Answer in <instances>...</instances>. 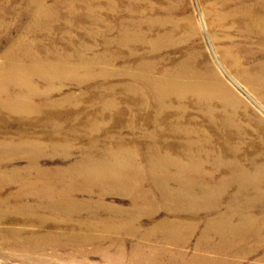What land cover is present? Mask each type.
Returning <instances> with one entry per match:
<instances>
[{
  "label": "bare ground",
  "instance_id": "obj_1",
  "mask_svg": "<svg viewBox=\"0 0 264 264\" xmlns=\"http://www.w3.org/2000/svg\"><path fill=\"white\" fill-rule=\"evenodd\" d=\"M146 1L147 0H0V7L9 10L7 12L5 11L4 14L2 12L0 13V28L8 27L6 26L9 24L6 19L7 17H12L13 19V14H17L18 16L19 12H17L16 9L21 8V14H25L26 11L27 13L31 12L24 32L21 29L22 26L19 24V29L16 30L17 34L14 38L9 39L7 49L1 54L0 93H3L6 97L0 100V119L4 120L5 117L2 111H8L20 116L18 122H38L39 118L44 114V111H49L50 114H52V111L56 109L58 105L72 104L70 94L57 99L52 98L56 90V88L53 89V84L56 81H59L60 85L64 80L69 81V79L83 84L85 79L95 71L93 68L94 64L92 63L95 59H98V56L93 51L92 45L89 46L85 44L80 46L81 50L73 52V56H71L73 58L68 57L69 54L66 57L58 46L56 51L50 52L51 55L49 58L48 55L42 53L43 49L41 51L38 46L35 48V44L37 43L34 40H28L30 33L37 32L39 24L45 27L51 26V24L58 21L57 16H60L62 12H65V14L68 12L66 16L68 19L65 20L66 24L70 21L69 18L72 16L70 13L72 9L82 7L85 11L90 12L88 17L91 18V22L86 23L81 31L82 38L86 41V39L100 36V33L97 31L95 35L92 34V25L99 21L97 15H95V13L92 14V10L107 7L110 9L112 8L114 13V8L123 5L124 10L121 11L120 15L116 13L117 18L115 21H108L109 24L117 27L115 33H113V27L107 26V23L104 28H100L104 30L105 40L101 41L104 43L105 47L110 48L111 45H114V47L115 45L124 47V50L130 57L137 59L138 57H136V55H140L141 57L144 53H146L147 56L155 55L157 54V50L160 51L167 47L166 50H170L173 45L172 36L166 38V36H163L162 31L157 29L155 31L152 19L144 16V11L142 9L134 8L135 6L129 7V4H127L129 2L133 4L136 2L145 7ZM230 2L231 0H221L215 1V3H208L209 10H207L204 5V9L211 24L216 25L222 23L225 19H231L232 25L238 28L237 31H239L240 35L264 38V0H233V6L227 8L226 6ZM52 6H55V8H52ZM57 8L60 11H56ZM222 8H226V10L222 11ZM123 13L127 17L122 16ZM19 18L20 17H18V19ZM55 19L56 22L53 21ZM100 23H102V21H100ZM172 26L169 25L172 30H175L177 27V25L175 26L174 24H172ZM161 27L164 28L165 24L161 23ZM166 28L167 27H165V29ZM1 35L3 36V34ZM48 35L49 34H46V36ZM44 40L47 41L49 39L43 37L41 41ZM87 53L90 54L88 58L85 56ZM74 57H76L75 60L77 59L78 64H72L71 61L74 60ZM23 58H27L26 60L29 62L24 61ZM161 58L166 59V56ZM178 66L180 68V64H178ZM136 68L133 77L138 79L139 82L147 84L148 89L151 90L150 97H152V101L155 105V111L151 112L153 113L152 120L154 123L165 121L167 124V130H159L158 127L155 126L156 124H152L154 128L148 133H151V137L157 136L156 134H158V136L162 134L166 137H172L181 145L180 146L176 141L169 144L166 140L160 141L158 138L155 144L154 141L156 137H154L151 139L150 143L146 144L147 148L150 150L149 152L152 153L162 149H179L190 154L192 157L188 159L193 161L194 164H197L198 168H202L206 164H212L219 170L224 168L229 172H227L223 178L214 182L199 179L187 185L184 181L181 182V180L177 178H171L174 177L173 174L170 175L158 170H149L145 176H143V172L140 170H133L132 168H125L124 174L120 173L117 168L106 167L103 163L108 160L102 155H98L96 159L97 162H93L95 156L91 153V149H89V152H83L80 160L70 163L65 167L54 168L52 169L53 171L50 172L39 166L40 156H38V153L40 151H60L62 155L66 156L69 155L70 151L73 149L72 145L74 142L82 141L84 144H87L84 147L85 151L86 149L88 150L92 142H87L82 138L81 140L78 137H73L71 141H68L69 138L66 137L67 139L65 140L63 139L65 136L62 135L63 132H61L62 134L60 133L62 127L51 126L52 123L50 122L49 132L51 136L48 135V137L50 136L51 138L48 140H46V138H32V140H30L29 136H26L28 135L27 132L24 133L22 131L21 134L24 135V138L18 143L10 140L9 142L0 141V153L9 152L11 154L0 156V189L9 184L14 185L16 188L5 197L0 198V232L6 235L9 234V239L13 242L10 244L20 247L21 250H42L44 248L42 246L43 243L44 246L47 244L52 247L66 244L75 247L74 250L77 254L83 257L89 253L85 250V245H91V252L98 254L102 263L103 261H108L111 264H264V161H256V165L248 166L249 169L244 171L235 165L236 163L232 158L225 159L226 157H223L224 161L216 158L209 161L207 155L201 158L202 156H199L200 153H207L208 151L211 153L216 151L223 152L218 151V149L222 147L216 148L211 141L204 137L202 138L201 136L203 134L200 135L199 132L201 131H199V128H195L197 130L190 129V123L188 124L190 127L182 126L178 124L180 123L178 120L182 119L187 123L192 121V117L186 113V110H183L184 107H187L184 98L186 93L190 92L195 98L200 100L204 94H211L212 89L208 86H192L185 81L186 79L184 80L183 77L180 76L175 68L171 69L166 67L158 77H154L150 72V61L139 60L138 63H136ZM77 70H80L82 74L80 77L76 76L75 72ZM256 71L257 74L254 73L249 75V80L252 85L255 87L259 86L264 90V67ZM11 72H15V74ZM100 72L104 71L101 70ZM32 78H36L46 85L38 89L39 87L29 83L32 82ZM197 78H199V76ZM18 86H20L21 89L19 88L16 90ZM253 90L255 91L254 88ZM36 94L40 99L45 101L43 103V108L35 106L31 102V95ZM136 94L134 98L138 99V101L140 100L141 104H144L143 102H146L145 100L147 99L146 96L140 95L137 92ZM140 108L143 109V105H141ZM140 108H138V110H140ZM204 116L205 118H210V113L206 112ZM47 121H49V119ZM76 121L78 122V120ZM71 122L75 123V119H71ZM75 124L73 126H75ZM33 125L35 126V124ZM33 125H31L33 130L38 129V127L33 128ZM28 127L25 126L24 130L29 129ZM70 129L72 130V128ZM94 129L95 128L89 125L84 127L86 133L90 134H94ZM53 136L54 138H52ZM90 139L92 140L91 137ZM118 142L119 145L122 146L120 141ZM136 146L138 147V145ZM116 147L117 146H115V148ZM237 147L236 145V147L230 148L231 150L229 151L227 150L229 147L226 146V150L229 154H236ZM22 157L27 160V165L21 168V170H17L14 167L9 169L4 168L7 165H11L14 160ZM119 161L124 162L121 158ZM125 161H127V159H125ZM132 162H134V160ZM146 162H150L149 164L151 167L155 165L159 166L160 163L169 165L170 167H179V164L176 165L178 163L177 161L167 158L160 162L150 158L146 159ZM33 172L36 174L34 177H31V173ZM63 175H65V177ZM151 176L152 179L150 178L149 181L153 180V184L157 186L158 195L161 197L160 200L162 201V206L158 204L156 208H153L159 211L160 208L163 209L164 215L162 217L158 218V213L152 208L142 209L143 207L137 205L135 208L125 210L122 207L103 203L105 199L104 193L95 194V196L101 200L102 204L90 203L86 199L94 194L90 187L95 185L101 189H107L110 194L128 196L132 204L136 201L150 203L154 201V199L152 200L153 196H151L150 191L145 188H139V185L143 182L142 179ZM170 182L182 185L181 188L179 187L181 192H172L168 184ZM232 184H236V192L232 195H227V189H229ZM187 188L191 190V192H194V196H197L199 201H197L196 197L189 196V194L188 198H183L182 190ZM83 195L84 197L81 198ZM195 201L200 202L202 207L207 206L208 208L193 210L191 204L187 203H193ZM174 205L178 208L172 209L171 207ZM221 205L224 207L222 210L220 209ZM202 212L216 214L214 216L205 217L200 216ZM135 213H143L142 216H153L152 218H154L153 220H155V222L145 230L141 229L138 224L126 225L125 223H123L124 225L121 229H118L119 224L113 223L106 225L103 223L104 220L102 221L101 219V217L108 214L122 217H128L126 214H129L130 217L133 218ZM222 217L227 219L224 220V222H226L224 225L223 220H221ZM12 218H19L17 222H20V220L31 221L35 219V223L40 227V231H45V233L41 234V232L35 233L36 235H27V233L23 232V234L27 235L26 238H23L19 236L22 235L21 231L3 227V223ZM111 229L117 233L137 230L141 235L139 237L140 240L136 242L134 247H131L130 250L127 248L126 250L125 247H119L123 242L121 240V235L120 239H118L106 236L104 235L105 233L103 234V231L111 232ZM48 230H52L53 233H47ZM221 230L223 231L221 232ZM155 233L156 245L153 246L151 236ZM111 245L117 247H111ZM190 245L192 247H188ZM110 255L113 256V260L109 259Z\"/></svg>",
  "mask_w": 264,
  "mask_h": 264
},
{
  "label": "rangeland",
  "instance_id": "obj_2",
  "mask_svg": "<svg viewBox=\"0 0 264 264\" xmlns=\"http://www.w3.org/2000/svg\"><path fill=\"white\" fill-rule=\"evenodd\" d=\"M215 1L221 0H147L145 7L136 2H134L135 5L132 2L127 3L129 4V7L135 6L134 8L142 9L144 11V16L152 19L153 24L155 25H153L155 31L156 29L160 30L163 32L162 34L163 36H166V38L168 36H172L173 38V45L170 50H166L168 48L167 47L164 48L165 50H157V54L155 55L148 56L146 55V53H144L142 56L143 58L140 55H136L138 59L130 57L124 50V47H120L117 45H115L114 47V45H111L110 48H107L101 41L105 40V36L104 30L100 28H104L106 23L107 26L113 27V33H115V29H117V27L115 25L109 24L108 21H115V19L117 18V14L120 15L121 11L124 10L123 5H119L117 8H114V13L112 11V8L110 9L107 7H102V9L100 8L98 10H92V14L95 13L99 20L92 25V34L95 35V32L97 31L100 33V36L86 39V41L82 38L81 31L83 30L86 23L91 22V18L88 17L90 12L85 11V9H82V7L72 9V11L70 12L72 16L71 18H69L70 21H68L67 24L65 23V20L68 19V17H66L68 12L67 14H65V12H62L60 16H57L58 21L56 22V19L53 20L56 23L51 24V26L49 25L45 27L39 24L37 32L30 33V37H28V40H34L37 43L35 44V48L36 46H38L41 51L43 49L42 53L48 55V57L50 58L51 53L53 51H56L57 47L59 46L58 48L64 52L66 57L68 54V57H71L73 56V52L81 50L80 46H83L85 44H88L89 46L92 45L93 51L98 56V59H95L92 63L94 64L93 68L95 69V71L85 79V84H80L69 79V81L64 80L60 85V82L56 81L53 84V89L56 88V90L54 91L52 98L57 99L70 94L72 98V104L58 105L56 108L57 110L54 109L52 111V114H50L49 111H44V114L36 123H28L27 121L18 122L20 118L19 115L8 111H2V114L5 117L4 120L0 119V141L9 142L10 140L12 142L14 141L15 143H18L22 140V138H24V135L21 134L22 131L24 133L27 132L28 135L26 136H29L30 140H32V138H46V140H48L51 138L49 125H51L52 123L51 126L62 127L60 133L63 132V134L61 133L63 136H65L63 139L66 140L67 138H69L68 141H71L73 137H78L87 142L92 141V146L90 144L89 148L86 147L88 148V150L86 149L85 151L84 147L87 144H84V142L82 141L74 142L72 145L73 149L70 151L69 155L66 156L62 155L60 151H40L38 153V156H40L39 166L45 168L46 170H49L50 172L53 171L52 169L54 168L65 167L70 163L80 160L83 152H89V149H91V153L95 156L93 162H97L96 159L98 155H102L108 160L107 162L103 163L106 167L117 168L118 171L123 174L125 168L140 170L141 172H143V176L147 175L149 170H158L166 172L170 175L173 174L174 177L171 178H177L178 180H181V182L184 181L187 185L189 183L196 182L199 179H202L203 181L214 182L223 178L229 171H226V169L224 168H222V170H219L215 165L212 164H206L204 167L198 168L197 164H194L193 161L189 160L192 156L182 150L162 149L152 153L149 152L150 150L149 148H147L146 144L150 143L151 139H153L154 137H156V140L154 141L155 144L157 138L160 141L166 140L169 144L176 140L172 137H166L162 134H160L159 136L158 134H156L157 136L151 137V133H148L150 130H153L154 124H156L155 126H157L159 130H167V124L165 121L154 123V121L152 120L153 113L151 112L155 111V105L152 101V97H150L151 90L148 89L147 84L141 83L138 79L133 77V73L137 69L136 63H138L139 60H145L147 62L150 61V72L154 77H158L166 67H169L171 69L175 68L180 76H182L184 80L186 79L185 81L190 83L192 86H208L212 89L211 94H204V96L201 97L200 100H198V98H195L192 93H186V96L184 98L187 107H184L183 110H186V113L192 117V121L187 123L182 119H177L180 122L178 124L182 126H191L190 129L193 130H197L195 128H199V131H201L199 132L200 135H204H202L201 137H204L207 140L211 141L216 146V148L222 147L221 149H218V151L223 152L216 151L211 153L208 151L209 153H200L199 156H202L201 158H204L205 155L208 156L209 161L213 160L214 158L221 161H224L225 157V159L232 158L236 163L235 165L244 171L249 169L248 166L256 165V161H264V90L259 86L255 87L254 85H252L251 81L249 80V75L254 73L257 74L256 70L264 67V38H258L256 36L246 37L240 35L239 31H237L238 28L232 25L231 19H225L222 23L212 25L204 9V5L205 8L209 10L208 3H215ZM232 1L233 0H231V2L227 4V8H231L233 6ZM53 7L55 8V6H52V8ZM21 10V8L16 9L19 14L18 16L17 14H13V19L12 17L6 18L9 22V24L6 25L8 27L0 28V61H2L1 54L7 49L9 39L14 38V36L17 34L16 30L19 29V24L22 26L21 29L23 32L27 27V21L29 20L31 12L27 13L26 11L25 14H21ZM224 10H226V8H222V11ZM5 11L7 12L9 10L7 8L0 7V13L2 12L4 14ZM56 11L60 10H58L57 8ZM122 16L126 15H124L123 13ZM18 17H20V20L18 19ZM100 21H102V23H100ZM161 23L165 24L167 30L165 29V27H161ZM172 24H174L175 26L177 25L175 30H172L169 27V25L172 26ZM180 24L183 28L180 26ZM1 34H3V36ZM46 34L49 35L46 36ZM43 37L49 40L41 41ZM85 56L86 58H88L90 54L87 53L85 54ZM163 56H166V59H162L161 57ZM75 58L76 57H74V60L71 61L72 64H78L77 59L75 60ZM26 59L27 58H25L24 61H27ZM178 64H180V68ZM101 70H103L104 72H100ZM11 73L15 74V72ZM75 73L77 77H80V75H82L80 70H77ZM198 76L199 78H197ZM29 83L39 87L38 89L43 88V86L46 85L36 78H32V82ZM19 88L20 86H18L16 90ZM253 88L255 89V91L253 90ZM117 89L120 90L118 91ZM136 92L140 95L146 96L147 99L145 100L146 102H143L144 104H141L140 100L138 101V99L134 98ZM90 93H92L93 95ZM5 97L6 96L3 93H0V100H3V98L5 99ZM30 99L35 106L41 108L44 107L43 103L45 101L40 99L37 94L31 95ZM141 105H143V109L140 108ZM138 108H140V110H138ZM206 112L210 113L211 119L205 118L204 115ZM66 114L68 118L70 117L69 119L66 117ZM48 119L49 121H47ZM55 119L58 120L56 121ZM71 119H75L76 124L71 122ZM76 120H78V122ZM33 124H35V126ZM74 124L75 126H73ZM31 125L34 126L33 128L38 127V129L33 130ZM87 125L95 128V132H93L94 134L86 133L84 127ZM25 126H29V129L24 130ZM70 128H72V130ZM48 135L50 136L48 137ZM90 137L92 138V140L90 139ZM52 138H54V136ZM226 139L229 141H227ZM118 141H120L122 146L119 145ZM178 144L180 145V143ZM136 145H138V147ZM236 145L238 146L237 149L235 148L236 154H229L227 150L230 151V148L236 147ZM115 146L117 147L115 148ZM226 146H228L229 149L227 148L226 150ZM177 147L181 148L179 146ZM1 155L4 156L11 154L7 152L0 153V156ZM120 158L124 162H120ZM150 158H153V160L157 162H160L166 158L175 160L178 162L176 165L179 164V167H170L169 165L163 163H160L159 166L155 165L154 167H151L149 164L150 162H146V159ZM125 159H127L128 162L125 161ZM133 160L134 162H132ZM26 165L27 160L22 157L20 159L14 160L11 165H7L4 168L9 169L14 167L17 170H21V168H24ZM31 174V177H34L36 173L33 172ZM63 176L65 177V175ZM150 178L152 179V176L142 179L143 182L141 183V185H139V188H145L150 191L151 196H153L152 200L154 199V201H151L150 203L145 201H136L134 204H132L128 196L110 194L108 193L107 189H101L95 185L90 187L91 191L94 194H92V196L90 197H87L86 199L90 203L102 204L101 200L97 196H95V194L97 195L104 193L106 197L104 196L105 199L103 203H106L108 205L122 207L125 210L135 208V206L137 207V205L143 207L142 209L152 208L155 210L158 204L162 206V201L160 200L161 197L158 195L157 186L153 184V180L149 181ZM168 184L172 192H181L179 187L181 188L182 185L176 184L175 182H170ZM15 189V186L12 184L5 185L4 188L0 189V198L5 197ZM236 189V184H232L231 187L227 189V195L234 194V192H236ZM182 191V196H184L183 198H188L189 194V196L196 197L197 201H199L198 197L194 196V192H191V190H188V188ZM83 197L84 195L81 196V198ZM197 201L187 204H191V208L193 210H203V208H208L207 206L202 207L201 203ZM171 208L176 209L178 207H175L174 205ZM223 208V205H221L220 209L222 210ZM162 210L163 209L161 208L160 211L155 210L158 213V218L164 215V210ZM142 214L143 213H135L133 218H131L129 214H126V216L128 217L108 214L101 217V219L102 221L104 220L103 223H105L106 225L113 223L119 224L118 229H121V227L124 225L123 223H125L126 225L138 224L140 225L141 229L145 230L146 228L150 227V225H152L155 220H153V216H142ZM215 214L216 213L202 212V214L200 213V216L210 217L214 216ZM18 219L19 218H12L10 220H6L3 223V227L13 228L14 230L21 231L22 235H19L16 232L14 233L23 238H26L29 234H37L42 232L40 231V227L36 225L35 219H33L34 221L20 220V222H17ZM221 220H223L224 225L226 223L224 222V220L227 219L222 217ZM222 231L223 230H221V232ZM23 232L27 233V235L23 234ZM109 232L110 231H103V234L105 233L104 235L106 236L118 239H120L121 235V240L123 242L119 247H125V249L127 248L128 250H130L131 247H134V244L140 240L139 237L141 236L137 230H128L124 231L123 233H117L111 229V234ZM44 233L45 231H43L41 234ZM47 233L53 232L52 230H48ZM151 239L152 245L155 246L156 233L154 235L152 234ZM10 243L13 242L9 239V234L6 235L0 232V264L102 263L100 256L96 253L91 252V245H85V250H87L89 253L88 255L81 257L74 250L75 247H71L70 245L66 244L52 247L47 244H45L44 246L43 243L42 246L44 248L42 250H21L20 247L13 246ZM111 247L117 246L111 245ZM188 247L192 246L190 245ZM109 259L113 260V256L110 255ZM102 264L111 263L108 261H103Z\"/></svg>",
  "mask_w": 264,
  "mask_h": 264
}]
</instances>
